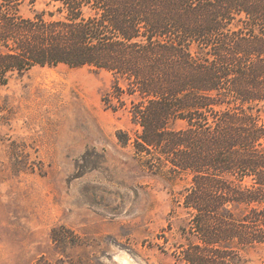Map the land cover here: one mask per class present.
I'll list each match as a JSON object with an SVG mask.
<instances>
[{"label":"trees","instance_id":"1","mask_svg":"<svg viewBox=\"0 0 264 264\" xmlns=\"http://www.w3.org/2000/svg\"><path fill=\"white\" fill-rule=\"evenodd\" d=\"M47 1L60 19L0 0V84L60 64L123 79L135 153L192 175L183 260L240 264L264 246V0Z\"/></svg>","mask_w":264,"mask_h":264},{"label":"rangeland","instance_id":"2","mask_svg":"<svg viewBox=\"0 0 264 264\" xmlns=\"http://www.w3.org/2000/svg\"><path fill=\"white\" fill-rule=\"evenodd\" d=\"M19 1L24 18H61L47 0ZM7 77L0 84V264H188L190 215L177 202L192 175L135 153V98L121 95L124 106L116 100L124 80L63 64ZM241 255L240 264H264V246Z\"/></svg>","mask_w":264,"mask_h":264}]
</instances>
